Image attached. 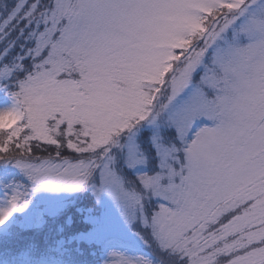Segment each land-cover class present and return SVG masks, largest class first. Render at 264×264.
<instances>
[{"label":"snow or ice","instance_id":"1","mask_svg":"<svg viewBox=\"0 0 264 264\" xmlns=\"http://www.w3.org/2000/svg\"><path fill=\"white\" fill-rule=\"evenodd\" d=\"M0 264H264V0H0Z\"/></svg>","mask_w":264,"mask_h":264}]
</instances>
